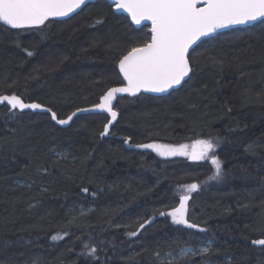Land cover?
Returning <instances> with one entry per match:
<instances>
[{"label": "trees", "instance_id": "16d2710c", "mask_svg": "<svg viewBox=\"0 0 264 264\" xmlns=\"http://www.w3.org/2000/svg\"><path fill=\"white\" fill-rule=\"evenodd\" d=\"M148 30L105 0L35 30L0 24V99L40 109L0 101V264H264V21L201 41L168 96L119 97L108 137L105 113L52 121L123 86L117 64ZM213 138L219 183L210 163L140 148ZM174 186L199 230L170 224Z\"/></svg>", "mask_w": 264, "mask_h": 264}, {"label": "water", "instance_id": "95a60500", "mask_svg": "<svg viewBox=\"0 0 264 264\" xmlns=\"http://www.w3.org/2000/svg\"><path fill=\"white\" fill-rule=\"evenodd\" d=\"M22 1L44 19L65 22L86 5L98 0ZM105 1L114 6L115 14L124 15L134 29L148 26L150 41L144 47L130 51L118 62L117 71L123 86L111 89L107 93L106 103L75 111L65 123L57 122L52 114L53 123L60 127L67 128L83 114L113 113L115 101L121 96H168L190 78L192 69L188 56L201 41L230 30L250 28L264 21V0ZM0 101L9 103L7 98ZM21 109L25 110L23 107ZM28 110L40 109L31 106ZM45 112L49 113L47 110ZM108 129L105 127L104 137H108L105 135ZM125 146H128L127 142ZM152 222L150 220L147 226ZM255 247H264V240L257 241Z\"/></svg>", "mask_w": 264, "mask_h": 264}, {"label": "rangeland", "instance_id": "374dc122", "mask_svg": "<svg viewBox=\"0 0 264 264\" xmlns=\"http://www.w3.org/2000/svg\"><path fill=\"white\" fill-rule=\"evenodd\" d=\"M47 19H44L34 13L29 7L22 1V0H0V24L9 27V28H33L34 30L37 28H42L45 25ZM126 34V33H125ZM127 34H129L127 32ZM128 44L130 42H138L141 41V34H136L133 36H127ZM148 44V43H146ZM145 44V45H146ZM144 46V45H143ZM141 45V47H143ZM140 48V47H139ZM9 105L11 107H15L17 109H21L22 107L28 109L32 104H23L19 98L15 96H10L8 98ZM107 102V98L104 96L100 100V105ZM3 103V102H2ZM37 106V105H36ZM38 107V106H37ZM22 110V109H21ZM84 115H93V114H83ZM94 118H98L99 122L102 123L101 126L110 127L111 121H113L112 115L107 114H97ZM93 119V118H92ZM90 120V118L85 119L84 121ZM93 121V120H92ZM105 122V123H104ZM65 123V122H61ZM92 126L94 125L93 122H88ZM105 127L103 128V132L105 131ZM109 131V130H108ZM108 132L105 134L107 135ZM218 141L216 138L213 139H206V140H197L190 142L188 144H181V145H164L159 143H152L145 146L146 150L154 153L161 159H186L191 163H210L214 168L213 173L207 178V180H212L209 182H218V169L219 165L216 159H214V152L217 147ZM143 150V149H142ZM219 183V182H218ZM188 186L185 187H170L169 192L171 195H175L178 200L177 206L173 209L168 211L165 215L167 216L170 224L172 226H182L188 229L199 230L198 227L192 225L187 222L186 214L188 212V202L190 201L192 194L188 189ZM184 198H187L185 201V208L182 210V207L179 203ZM191 253L189 249L182 251L180 254L185 256Z\"/></svg>", "mask_w": 264, "mask_h": 264}, {"label": "flooded vegetation", "instance_id": "af4514ba", "mask_svg": "<svg viewBox=\"0 0 264 264\" xmlns=\"http://www.w3.org/2000/svg\"><path fill=\"white\" fill-rule=\"evenodd\" d=\"M9 1H12V0H9ZM148 32H149V30H148ZM149 40H150V38H149ZM149 43V42H148ZM145 46V45H144ZM143 46V47H144ZM141 48V47H140ZM105 97L107 98V94H105ZM102 105V104H101ZM108 115H112L113 117H114V115L111 113V114H108ZM190 193L192 194V192L190 191ZM173 196H175V195H173ZM192 198H193V194H192V197H191V199H190V201H191V203L193 202V200H192ZM190 201L188 202V205L190 204ZM179 203H180V205H185V201H183V199L180 201V199H179ZM181 206V207H182ZM184 208H185V206H184ZM183 207H182V210L184 209Z\"/></svg>", "mask_w": 264, "mask_h": 264}]
</instances>
